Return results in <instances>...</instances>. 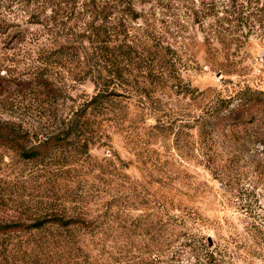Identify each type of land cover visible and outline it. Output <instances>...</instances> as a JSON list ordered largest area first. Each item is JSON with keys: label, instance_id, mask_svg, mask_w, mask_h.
<instances>
[{"label": "rangeland", "instance_id": "374dc122", "mask_svg": "<svg viewBox=\"0 0 264 264\" xmlns=\"http://www.w3.org/2000/svg\"><path fill=\"white\" fill-rule=\"evenodd\" d=\"M201 2L135 0L132 33L168 47L161 76L143 86L131 70L111 83L113 104L94 118L102 128L80 138L87 153L68 147L43 165L0 147L1 222L53 211L99 225L0 234V264H264V120L225 125L227 110L216 112L220 100L244 109L252 90L264 104V41L209 49L208 21L194 20ZM82 17L58 33L11 20L0 34L1 120L56 126L95 94L98 59L71 34Z\"/></svg>", "mask_w": 264, "mask_h": 264}, {"label": "trees", "instance_id": "16d2710c", "mask_svg": "<svg viewBox=\"0 0 264 264\" xmlns=\"http://www.w3.org/2000/svg\"><path fill=\"white\" fill-rule=\"evenodd\" d=\"M260 1L207 0L206 3V0H202L201 9L194 11V20L200 25L208 21V31L213 35L204 36L208 48L217 41L227 55H231L230 51L234 45L233 55L252 38L264 41V34H257L256 31L257 24L264 30V3L261 4ZM135 6V0H0V34L8 32L13 26L11 20L18 17L19 13L27 16L30 23L45 25L48 30L57 33L60 27L63 30L67 28V23L74 19V15L79 14L81 17L82 14L83 21L76 32L71 34H82L85 37L82 43H91L98 59V68L92 78L97 89L88 101L70 116L60 120L56 126L48 124L35 128L25 126L22 122L0 119V147L16 153L26 162L43 165L53 158H59L61 155L58 153L68 147L76 149L77 145L78 149L82 148L87 153L90 142L84 139V142L80 143V138L102 128V122H95L94 118L99 112L106 114L113 104L111 83L116 82L118 78L124 79L127 72L131 75V70L140 75V84H145L143 86H148L150 82L160 78L159 54L165 51V48L168 50V47L154 43L155 38L148 34L146 37L137 38L132 33L133 23L142 17ZM213 66L224 71L228 65L218 62ZM258 93L257 90H252L251 98L240 105L244 109L239 111L236 107L228 109V106H221L223 102L220 100L218 104L221 105L216 108V112L220 110L223 113L227 110V114L221 116L220 120L225 125L264 120V111L256 107L258 104L264 105L262 100L257 98ZM237 99L241 101L242 96H237ZM32 219L31 222L0 221V234L52 227L67 231L75 228L94 230L99 227L98 217L96 219L80 213L68 216L52 211Z\"/></svg>", "mask_w": 264, "mask_h": 264}]
</instances>
